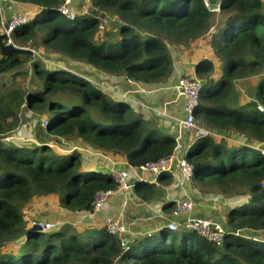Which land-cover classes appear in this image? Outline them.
Segmentation results:
<instances>
[{
	"label": "trees",
	"instance_id": "1",
	"mask_svg": "<svg viewBox=\"0 0 264 264\" xmlns=\"http://www.w3.org/2000/svg\"><path fill=\"white\" fill-rule=\"evenodd\" d=\"M12 1L36 7L12 36L20 47H44L105 74L147 85L169 81L174 71L170 46L204 37L214 14L206 0H88L93 14L78 13V0ZM62 4L74 11L73 17L60 10ZM218 11L227 15L211 40L221 63L219 77L212 75L216 61L211 58L199 60L194 74L182 75L202 81L195 118L210 129L264 144V111L257 108L264 105V74H259L264 70V0H221ZM106 13L118 16L117 33L99 38L98 15ZM5 21L7 27L9 19ZM2 28L0 16V33ZM24 62L31 63L38 84L0 95V264H264V240L243 233L264 231V150L213 136L195 139L184 158L194 166V187L198 183L241 200L228 211L227 224L221 222L227 229L221 243L185 228L180 236L170 238L173 230L165 227L160 235L148 233L127 244L104 226L82 229L64 223L55 230L33 229L26 207L36 196L51 198L63 210L91 212L97 192L122 187L113 173L85 165L78 150L59 153L48 143L31 147L6 141L19 126L21 110L44 114L48 134L79 137L133 167L173 155L178 142L128 100L110 98L84 76L45 66L30 54L3 56L0 51V73L21 74ZM256 74L255 98L236 105V80ZM158 178L170 175L163 172ZM138 184L146 190L153 185L145 180ZM231 228L238 233L229 232ZM196 235L200 240L195 241ZM10 243L15 249L8 248Z\"/></svg>",
	"mask_w": 264,
	"mask_h": 264
},
{
	"label": "crops",
	"instance_id": "2",
	"mask_svg": "<svg viewBox=\"0 0 264 264\" xmlns=\"http://www.w3.org/2000/svg\"><path fill=\"white\" fill-rule=\"evenodd\" d=\"M14 8H21L24 10L32 9L33 12L36 7L31 4H20L17 2L15 3ZM220 23L221 20H216L214 22L212 19L211 29L204 37L184 45L172 46L171 51L174 57V71L171 78L167 82L169 87L174 85L177 86L178 80L182 77V75L194 74L195 64L203 58H211L216 61V67L212 75L214 77H219L221 73V63L217 62V59L215 58L211 40L213 39V35H217V33H219L218 27ZM221 27L222 26H220V29ZM114 80L116 79L111 78V84L109 85V88L111 89L118 88L122 84H127L126 81L114 83ZM165 84L166 83L162 85ZM153 86L154 84L147 85L130 81V86L128 87H131L132 89L139 88L142 90L134 94V90H129L127 87L125 88L124 93H119L122 92L121 90L123 88H118L117 91L119 92H105L110 98L122 97L128 100L131 103L132 108L143 114L146 119H155L158 122V125L160 124L169 133L175 135L178 146L175 153L176 160L172 165L171 171L167 172L170 175V178L159 180L158 177L147 175V178L144 180L154 186H151V190H146L143 185L138 184L135 186L133 176V178H131V182L134 185L130 184L127 188H119L115 190L107 205L99 210V212L95 213L97 219L103 220L107 215L120 216L126 225L127 233L125 236L126 238H129V241L134 238L142 237L148 233H156L160 235L163 232L162 229H164L170 221L173 219L184 220L185 217L184 215L176 218L172 217L173 208H165V205L167 203L176 204L180 200L190 198L193 200L194 205L192 211L188 215L189 217L206 218L214 222H223V224L226 225L228 211L233 206L241 203L238 201L240 198L230 194L224 195L217 193L213 190H203L201 187H194L195 185L192 184V182L184 181L182 179L181 172L178 167V158L184 156L186 149L194 143L195 139L190 133L182 130L181 127L179 135L176 134L179 127L169 129L171 127L168 125V113L166 109H160L159 106L161 105L157 106L154 110L151 109L150 106L152 103L150 102L155 101L151 98L152 94H150L148 90L153 89L151 88ZM173 90L175 92L177 91L175 87H173ZM248 98L243 93L238 94V96L235 94V104L239 106L244 105L248 102ZM163 100L160 99L158 101L161 102ZM170 100L171 98L168 102ZM175 100L176 102H179V107L183 111L184 106L181 98L176 96ZM78 148L82 153L84 164L99 172L101 171L103 174L110 172L113 173L127 168V162L114 160L102 153L100 150L93 148L90 144L85 143L82 147ZM144 196L151 198L143 199ZM49 203H52L57 209H62L51 198ZM101 225L97 224L96 226ZM243 233L249 236V233ZM253 233L255 234H251L252 236L250 237L264 240L263 230L259 232L254 231Z\"/></svg>",
	"mask_w": 264,
	"mask_h": 264
},
{
	"label": "rangeland",
	"instance_id": "3",
	"mask_svg": "<svg viewBox=\"0 0 264 264\" xmlns=\"http://www.w3.org/2000/svg\"><path fill=\"white\" fill-rule=\"evenodd\" d=\"M21 12H32V9L24 10V9H16ZM76 11L78 13L89 11V14H93L89 9H88V0H78L76 3ZM32 15V13H31ZM98 17L101 19V27L99 32L97 33V37L101 38L102 36L107 35L108 33L111 34L117 33V27H118V16L108 14L101 16L98 15ZM226 13H221L220 11L215 10L213 14V20L214 22L216 20H221V23L218 27V31H220V26L223 27L224 23L226 20ZM7 21H5V24ZM221 27V28H222ZM3 29V28H2ZM221 33V32H220ZM40 39V36L38 37ZM18 46H20V43H17ZM30 43H24L21 47L25 48H31ZM173 45L170 47L172 48ZM35 51V54L33 55L35 59H39L40 61L43 62L45 66L49 67H54L56 69H67L71 72L78 73L82 76H84L86 79L91 81L94 85L98 86L106 91V92H116L117 89L123 88L119 93H124L125 88L130 86V81L126 80L123 76H116L113 74H105L99 70L94 69L92 66L89 64L82 62V61H76L73 60L65 55L61 54H56L51 51H47L44 49V47H41V49H35L32 48ZM40 54L42 57L37 56ZM43 59V60H42ZM21 71V74H14V72H6V73H0V95L16 88L19 86H23L24 89H27L29 87H34L37 85V81L33 79L34 73L32 69L31 63H23L19 69ZM264 71V70H263ZM263 71L259 74H264ZM259 74L254 75L253 77H244L242 79H238L235 82V91H236V96L238 94H245V96L248 98V100L254 99V88L256 85V82L259 78ZM109 75V76H108ZM111 78L116 79L113 82H121V81H126L127 84H122L118 88L111 89L109 88V85L111 84ZM173 87L176 86H171L169 87L168 83L165 85L159 84V85H154L153 89L148 90V92L151 95V98L154 99L155 102H150L151 104V109L154 110L157 106L160 107V109H166L168 113V125L171 127L169 129H174L179 127L177 131V135L180 134V123L182 122V119L185 116V111L179 107V102H176L175 97H180L181 96L178 94V92L173 90ZM129 90H134L133 93L136 94L138 91H141L142 89L139 88H134L132 89L131 87H128ZM144 90V89H143ZM238 93V94H237ZM128 97V96H127ZM240 97V96H239ZM171 98V100L168 102V100ZM163 100L159 102L158 100ZM182 100V98H181ZM234 100V98H233ZM183 101V100H182ZM156 105V106H155ZM173 105V106H171ZM184 106V103H183ZM155 113V112H153ZM20 123L18 128L6 139V141H10L16 144H22V145H29L31 147L39 146L42 143H48L52 144L54 148L59 151V153H69L75 150H80L78 147H82L84 142L81 138L76 137V136H68V137H57L51 134H48L46 130L44 129L46 125L43 124L44 122V114H38L34 111L30 110H21L20 111ZM188 132V131H187ZM224 136L228 137L230 142H235V143H247L250 146H255L257 148L263 149L264 150V144H260L257 141H246L245 138H243L241 135L238 133H227L223 132ZM190 133V132H188ZM191 134V133H190ZM192 136V134H191ZM193 137V136H192ZM4 139V140H5ZM219 140V138H218ZM222 140L229 142L226 138H222ZM80 141V142H79ZM104 153V152H102ZM176 153V152H175ZM174 153V154H175ZM107 155L106 153H104ZM108 156V155H107ZM184 157V156H182ZM112 158V157H110ZM180 158V157H179ZM113 159V158H112ZM198 187H201L200 184L196 183ZM201 189L204 190L203 187ZM212 190V189H208ZM207 190V191H208ZM114 194V193H113ZM38 196L34 197L31 199L26 208V218L29 223H36V222H42V221H48L52 223V228L50 230H55L60 228L64 223H67L69 225L75 226L77 228H82L85 229L87 226H96L97 224L104 226V219H97V216L95 213L99 212L92 210L91 212H72L69 210H63V209H57L52 203H49L50 198L45 197V196ZM181 201V200H180ZM241 202V200H238ZM107 205V204H106ZM105 205V206H106ZM104 206V207H105ZM101 210V209H100ZM109 216V215H107ZM114 217H119L121 221L123 222L122 218L117 215H111ZM124 223V222H123ZM125 225V224H124ZM105 227V226H104ZM126 227V225H125ZM127 229V228H126ZM182 229H178L177 231H171L169 234V237L172 238L175 234L177 236H180ZM46 231V230H45ZM127 233V231H126ZM126 233L122 236L123 242L124 239L126 238ZM129 239V238H127ZM23 240V237L20 239ZM200 240V236L196 235L195 236V241ZM9 249H15L14 244L10 243Z\"/></svg>",
	"mask_w": 264,
	"mask_h": 264
},
{
	"label": "built area",
	"instance_id": "4",
	"mask_svg": "<svg viewBox=\"0 0 264 264\" xmlns=\"http://www.w3.org/2000/svg\"><path fill=\"white\" fill-rule=\"evenodd\" d=\"M69 1L70 0H65V4ZM205 2L207 7L210 8L208 0ZM65 4L60 6V10L66 16L73 17L74 11L65 6ZM0 16L3 21L2 32L6 33L4 42L6 44L16 45L12 38L13 33L16 30L21 29V27L28 22L31 14L29 12L16 10L12 0H0ZM6 18L9 19L7 27L4 25ZM201 89L202 81L199 78L181 77L178 80L176 90L183 100L185 111V116L180 123L181 129L190 132L194 139L204 136H213L219 139L226 138L230 142L231 139L224 136L221 131L210 129L204 122L196 120L194 112L199 103V93ZM257 108L264 111V105L262 104L258 105ZM43 124L47 125V121L44 120ZM175 160L176 155L173 154L155 161H149L140 167H133L127 163L126 169L113 172L114 179L122 188H127L131 184V178H133V176L135 181L144 180L147 178V175L158 177V175L162 172L171 171ZM178 160V167L181 172L182 179L184 181L191 182L194 174L193 164L188 162L184 157H180ZM113 193L114 190H101L97 192L92 202L93 210L98 211L102 209L108 203ZM193 205V200L190 198L178 201L173 208L172 217L176 218L184 215V220L173 219L166 225V227L173 231L178 230L180 227H184L188 230L197 231L201 236L215 241L218 244L221 243L226 232L225 226L221 222H214L206 218L189 217L188 215L192 211ZM35 224H39L43 231H47L52 228V223L48 221L36 222L34 225ZM104 226L111 234L120 235L121 237L127 231L121 219L111 215L105 217Z\"/></svg>",
	"mask_w": 264,
	"mask_h": 264
},
{
	"label": "water",
	"instance_id": "5",
	"mask_svg": "<svg viewBox=\"0 0 264 264\" xmlns=\"http://www.w3.org/2000/svg\"><path fill=\"white\" fill-rule=\"evenodd\" d=\"M208 2L210 4L211 9H213V10H219L220 9L221 0H208ZM5 38H6V33L1 32L0 33V51H1L3 56H10L12 54H30V55L35 54V51L31 48L20 47V46H16L13 44H5L3 41ZM138 182H139V180H136L135 184H137ZM131 184L134 185L132 182H131ZM33 229H36L38 231L43 230L39 224L33 225ZM228 231L232 232V233L237 232L233 228L229 229ZM128 242H129V239L125 238L124 243L127 244Z\"/></svg>",
	"mask_w": 264,
	"mask_h": 264
},
{
	"label": "clouds",
	"instance_id": "6",
	"mask_svg": "<svg viewBox=\"0 0 264 264\" xmlns=\"http://www.w3.org/2000/svg\"><path fill=\"white\" fill-rule=\"evenodd\" d=\"M208 3H209V2H208ZM209 5H210V4H209ZM210 8H211V7H210ZM210 8H209V9H210ZM210 10H212V9H210ZM212 11L215 12V10H212ZM217 11H218V10H217ZM4 33H5V32H4ZM14 33H15V32H14ZM14 33H13V34H14ZM3 41H4V40H3ZM4 43H5V42H4ZM15 43H16V42H15ZM5 44H6V43H5ZM13 45H14V44H13ZM16 46H18L17 43H16ZM200 80H201V79H200ZM103 91H104V90H103ZM104 92H105V91H104ZM162 173H163V172H162ZM158 179H159V178H158ZM175 205H176V204H175ZM181 228H184V227H180L179 229H181ZM187 230H188V229H187ZM42 231H43V230H42ZM44 231H45V230H44ZM176 231H177V230H176ZM226 231H227V229H226ZM196 232H197V231H196ZM237 233H238V231H237L235 234H237ZM198 234H199V233H198ZM245 236H247V235H245ZM202 237H203V236H202ZM247 237H250V236H247ZM253 238H255V237H253ZM255 239H256V238H255Z\"/></svg>",
	"mask_w": 264,
	"mask_h": 264
}]
</instances>
